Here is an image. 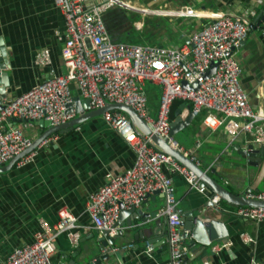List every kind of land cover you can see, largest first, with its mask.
I'll return each mask as SVG.
<instances>
[{
	"label": "built area",
	"instance_id": "2783aa9c",
	"mask_svg": "<svg viewBox=\"0 0 264 264\" xmlns=\"http://www.w3.org/2000/svg\"><path fill=\"white\" fill-rule=\"evenodd\" d=\"M53 2L64 18V30L58 37L65 70L42 79L14 97L0 96V165L18 157L13 165L24 166L34 160L36 148L57 138L55 132L51 133L36 148L22 154L37 137H32L11 121H48V129L106 104L130 107L143 119L149 134L132 123L122 110L110 109L101 115L103 121L133 151L134 162L120 174L105 175L99 189L89 194L86 212L96 233L101 236L106 231L112 238L122 229L120 211L139 208L143 199L158 191L164 205L157 212V217L163 215L165 218V240L170 252L169 259L159 264H183L190 253L184 239L189 231L183 227L173 180L165 169L182 175L189 187L200 193H205L207 189L200 185L199 178L191 170L154 142L152 136L197 163L195 157L170 134L173 121L171 107L175 100H181L190 103L193 117L205 112L202 119L205 127L215 129L223 126L230 137L247 133L251 142L264 144V114L261 110H254L250 104L240 81L242 68L236 57V50L248 36L255 13L252 10L244 15L198 11L191 6L161 10L163 12L158 14L166 12L169 16L204 20L190 33V46L178 47L113 41L102 14L113 6L122 7L115 0ZM142 14H151V11ZM135 26L141 28L140 23ZM35 62L49 65V50L38 51ZM213 64H216L214 72L207 75ZM5 69L7 66L4 65L0 71ZM147 83L160 87L155 114L148 106ZM74 87L78 95L73 93ZM244 196L264 201V192L251 191ZM211 200L219 204L218 196L214 195ZM234 214L259 222L264 220V207L238 206ZM57 215L58 221L54 224L41 220L31 242L15 247L0 264H67L52 261L54 240L59 233L67 230L70 245L76 247L80 235L76 219L68 210L59 209ZM240 238L244 242L253 240L246 233L240 234ZM229 243L215 244L211 249L218 251ZM134 247V243H126L112 245L105 250L113 253ZM145 247L147 252L153 250L152 243L148 241ZM249 264H264V261L252 257Z\"/></svg>",
	"mask_w": 264,
	"mask_h": 264
},
{
	"label": "crops",
	"instance_id": "0c3cea01",
	"mask_svg": "<svg viewBox=\"0 0 264 264\" xmlns=\"http://www.w3.org/2000/svg\"><path fill=\"white\" fill-rule=\"evenodd\" d=\"M85 1L92 3L99 0ZM118 1L122 8L128 7L131 9L127 10L140 14L141 18L133 23L135 28L136 23H140L142 28L145 18L159 22L160 39L166 36L168 43L174 42L173 46H178L182 40L178 47L190 46V33L204 20L169 16L166 12L158 14L163 12L161 10L191 6L198 11H223L235 15H244L252 10L255 15L251 22L264 10V0ZM139 11H151V14L143 15ZM163 19L170 26H163L160 23ZM63 30L64 18L53 0H0V63L5 62L8 76L7 85H4L5 96L14 97L46 77L64 72L61 40L58 37ZM42 49L50 52L49 65L35 62L37 52ZM236 57L242 68L240 81L250 104L254 110H261L264 114V20L250 26L248 36L236 50ZM3 78L0 76V87L3 86ZM73 93L78 95L75 87ZM146 94L148 106L155 113L160 87L147 85ZM189 112L190 103L175 100L171 107V119L181 116L185 120ZM204 114L202 111L186 122V126L177 132L181 138L176 136L177 133L174 138L214 181L231 192H244L248 179L240 173L238 151L251 142V137L247 133L230 137L223 126L209 129L202 122ZM39 121L16 120L11 123L36 138L47 129ZM55 133L56 139L36 148L33 161L21 167L12 165L0 172V261L15 247L31 242L41 220L49 224L57 222L59 209L68 210L75 217L80 238L78 245L72 247L68 231L59 233L54 240V263L159 264L168 260L166 221L163 215L157 217V212L164 205L160 193L148 195L139 208L134 209L135 213L123 216L120 220L122 229L112 237L113 245L134 243L135 247L117 250L108 258L99 260L103 252L96 240L100 236L86 212L87 200L89 194L104 183L107 173L117 175L131 167L134 153L100 118L87 119L68 131ZM165 171L173 180L182 219L186 214L197 215L209 195L208 191L200 193L190 188L182 175L169 169ZM257 192H264V180L258 185ZM237 207L219 201L218 208L228 213H207L221 221L215 225L216 234L210 240L207 232L204 233L209 245L186 238L190 253L183 264H249L252 257L264 261V220L256 222L237 217L234 214ZM242 233L253 240L242 241ZM147 241L153 245L151 252L146 251ZM225 242L230 243L218 251L211 249L213 245Z\"/></svg>",
	"mask_w": 264,
	"mask_h": 264
},
{
	"label": "water",
	"instance_id": "95a60500",
	"mask_svg": "<svg viewBox=\"0 0 264 264\" xmlns=\"http://www.w3.org/2000/svg\"><path fill=\"white\" fill-rule=\"evenodd\" d=\"M264 20V10L260 11L254 18L253 21L250 23V26L253 25V23H258ZM243 42V41H242ZM241 42V43H242ZM3 63V64H2ZM5 65V62L0 63V68H3ZM216 67V64H213L210 70L207 72V75L209 73L214 72ZM0 76H3L2 79V87H0V96L5 95L4 91V85H7V73L2 70L0 71ZM1 83V82H0ZM185 85L186 83L183 82ZM87 103V101L84 102V105ZM83 105V106H84ZM88 107V106H87ZM110 109H119L125 112L132 123H134L136 126H138L145 134H149V130L146 127L145 122L143 119L138 117V115L131 109L130 107L123 105V104H106L104 107L95 109L92 111H89L85 114H82L78 116L75 119H72L62 125L59 126H53L46 131H44L42 134H40L32 143V145L22 154L33 150L36 148L38 143L43 140L45 137L50 135L54 132H65L68 131L70 128L74 127L75 125H79L83 121H86L87 119H91L97 116L102 115L106 110ZM193 118V115L189 112V115L187 119H182L181 116H177L170 124L171 130L170 134L174 135L178 131H180L182 128L186 126V122L191 120ZM41 124H43L46 127H49L48 121H39ZM152 139L154 142H156L158 145H160L163 150L166 151L168 154H172L181 164L185 165L189 170H191L198 178L200 185L205 186L209 195L206 198V201L203 203L202 206L198 209L197 215H184V229L189 231V234L186 236V238L191 237L193 238V242L198 241L202 245H209L208 239L204 237V233L207 232L208 236L211 238L212 236H215V225H218L219 222H221L218 219H214L211 216H208L207 213L211 211H218L223 214H227V210H223V208H218V205H216L214 202H212L211 198L215 195L218 196L219 201L223 202L227 206H263L264 207V201L262 200H255V199H246L244 194L251 191H257L258 185L261 181L264 180V145H258L253 142H250L246 145L245 148L240 149L238 151V167L241 171L240 173L243 175L244 179H248L247 187H245V191L243 192H231L227 189H225L223 186H221L219 183L214 181L207 173L203 170L198 164L191 161L189 158L184 157L182 154L176 152L175 150H172L166 143L160 141L156 136H152ZM21 154V155H22ZM18 157H15L11 162H9L6 165H0V172H3L7 169H9L13 162ZM159 193L158 191H155L154 194ZM127 213H135V210H121L119 219L122 220V217L125 216ZM167 230V229H166ZM226 234V233H225ZM167 236V233H166ZM184 238V239H186ZM154 240V239H153ZM210 240H213L211 238ZM99 245V250H101L103 253H101V256L99 260L102 258L106 259L111 254V252L106 251L105 249L109 246L113 245L112 238L108 237L107 232L104 231L100 237L96 240ZM149 242V241H148ZM154 242V241H153ZM151 243V242H150ZM190 246V245H189ZM69 264H74L72 261H70ZM92 264V263H90Z\"/></svg>",
	"mask_w": 264,
	"mask_h": 264
},
{
	"label": "trees",
	"instance_id": "16d2710c",
	"mask_svg": "<svg viewBox=\"0 0 264 264\" xmlns=\"http://www.w3.org/2000/svg\"><path fill=\"white\" fill-rule=\"evenodd\" d=\"M102 17L106 29L114 41L121 40L120 42L125 41L134 44H162L160 39L161 28L159 22L155 23L154 20L145 18L142 28L137 30L133 23L141 18L140 14L118 6L108 8L103 13ZM165 22L167 21L163 19L160 23L163 26L164 24L167 25V27L170 26L168 22ZM147 85L151 84L147 83L146 86ZM152 113L155 114L154 112Z\"/></svg>",
	"mask_w": 264,
	"mask_h": 264
},
{
	"label": "rangeland",
	"instance_id": "374dc122",
	"mask_svg": "<svg viewBox=\"0 0 264 264\" xmlns=\"http://www.w3.org/2000/svg\"><path fill=\"white\" fill-rule=\"evenodd\" d=\"M118 7H120V6H118ZM124 8V7H123ZM103 15V14H102ZM102 19H103V17H102ZM103 22H104V20H103ZM106 27V26H105ZM164 29V28H163ZM108 32V31H107ZM162 33V32H161ZM109 34V33H108ZM165 35V34H164ZM109 36H110V34H109ZM111 38V37H110ZM112 39V38H111ZM114 41V40H113ZM119 41H121V40H118L117 42H119ZM161 45H163V46H173L174 45V42L173 41H171L170 43H168V41H167V37L165 36V39H164V37L161 39ZM125 42V41H124ZM182 40H180L179 41V44H178V46H180L181 44H182ZM126 43H130V42H126ZM131 44H134V43H131ZM137 44H139V43H137ZM94 118H100V119H102V116L100 115V116H97V117H94ZM176 136L178 137V138H181V135L179 134V133H177L176 134Z\"/></svg>",
	"mask_w": 264,
	"mask_h": 264
},
{
	"label": "bare ground",
	"instance_id": "6f19581e",
	"mask_svg": "<svg viewBox=\"0 0 264 264\" xmlns=\"http://www.w3.org/2000/svg\"><path fill=\"white\" fill-rule=\"evenodd\" d=\"M117 4H120V2L118 0H115Z\"/></svg>",
	"mask_w": 264,
	"mask_h": 264
}]
</instances>
